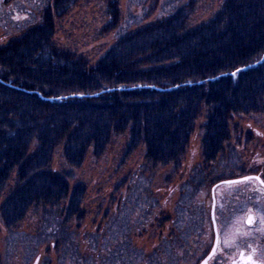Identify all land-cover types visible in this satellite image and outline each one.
Here are the masks:
<instances>
[{
    "label": "trees",
    "instance_id": "trees-1",
    "mask_svg": "<svg viewBox=\"0 0 264 264\" xmlns=\"http://www.w3.org/2000/svg\"><path fill=\"white\" fill-rule=\"evenodd\" d=\"M104 1L106 34L118 29L121 11L117 0ZM77 2L51 5L63 18ZM196 3L120 36L93 65L56 46L51 6L42 22L0 47V197L6 196L0 220L9 233L30 211L60 207L62 240L72 225L81 228L87 188L51 169L58 149L80 168L89 151L101 158L113 136L128 134V154L143 148L148 165L179 166L205 115L202 155L206 164L216 163L242 133L237 119L264 116V0H224L214 17L188 28ZM239 192L236 201L264 203ZM117 247L107 264H171L195 252L187 242L163 238L148 251ZM90 254L79 264H95L101 255Z\"/></svg>",
    "mask_w": 264,
    "mask_h": 264
},
{
    "label": "rangeland",
    "instance_id": "rangeland-1",
    "mask_svg": "<svg viewBox=\"0 0 264 264\" xmlns=\"http://www.w3.org/2000/svg\"><path fill=\"white\" fill-rule=\"evenodd\" d=\"M154 1L117 0L121 11L120 25L117 30L105 34L102 29L110 17L104 0H78L63 18L58 17L52 8L54 0H34L30 6L35 10L33 15L31 11L28 18L23 17L22 13L26 12L23 8L14 19L0 22V47L42 22L48 6H51L49 13L54 23L53 41L56 46L84 56L93 65L120 36L164 19L189 2L159 0L155 9ZM196 1L188 28L210 20L224 3V0ZM237 121L242 133L233 135L224 155L216 163L206 164L202 155L205 115L197 121L179 166L148 165L143 148L128 154V134L113 136L101 158H95L89 151L80 168L70 167L62 156V150L58 149L51 169L67 175L71 185L83 182L87 188L83 204L86 215L82 226L79 229L74 225L69 227V235L62 240V207L30 211L12 233L0 220L1 264L86 263L85 258L91 255V250L101 254L95 264H107L110 254L120 243L121 248L127 249L130 243L135 249L148 251L161 238L172 243L193 245L195 252L192 255L171 262L192 264L194 256L199 258L205 254L214 240L210 219L211 190L218 180L213 177L220 176L222 181H228L246 176L251 178L257 173L254 170L264 174V116ZM248 133L251 140L247 142ZM241 166L245 170L240 169ZM245 182L236 186L225 183L216 190L218 198L229 200L224 211L218 209L222 255L225 257L240 249L246 239L264 237V203L252 205L253 198L245 201L233 199L237 189L255 188L249 181ZM5 197H0V205ZM250 211L255 214V226H248L246 222ZM194 235L198 238L195 243ZM69 250L72 251L70 254Z\"/></svg>",
    "mask_w": 264,
    "mask_h": 264
},
{
    "label": "flooded vegetation",
    "instance_id": "flooded-vegetation-1",
    "mask_svg": "<svg viewBox=\"0 0 264 264\" xmlns=\"http://www.w3.org/2000/svg\"><path fill=\"white\" fill-rule=\"evenodd\" d=\"M34 0H0V22L5 20H11L14 19L15 16H18V14L23 10V8L26 10V12L22 13V16L25 18H28V16L31 14L33 15V11H35L33 8L30 9L31 3L33 5ZM25 5V6H24ZM21 8V9H20ZM27 15H26V14ZM245 181H249L251 185L255 186V188H249L245 189L239 193L243 194H255L259 195L262 200L264 201V178L259 174H254L251 178L243 179L240 181H235L238 183H244ZM233 182V183H235ZM227 183L225 181H221L218 183H215V185L212 187L211 195H212V205L213 201L215 199V220L217 224V229L219 233L218 238V245L216 248L215 253L213 256L208 260L207 264H264V237L262 238H248L243 243V246L238 249L236 252H234L232 255H229V257H225L222 255V239L220 237V222H219V216H218V209H225L227 204L229 203V200L218 198L216 194V190L218 187H220L222 184ZM247 183V184H249ZM237 193V191H234V193ZM233 193V194H234ZM214 196V197H213ZM261 200V201H262ZM212 210V208H211ZM211 213V212H210ZM253 212H249L248 215ZM211 223L214 231V240L211 248L202 256L197 258L198 256H194L195 260H192V264H202L203 260L207 257V255L210 253L214 243H215V228H214V221L212 219V213L210 214ZM256 217L254 214V220L251 223L246 222L248 226H255L256 225ZM190 262V263H191Z\"/></svg>",
    "mask_w": 264,
    "mask_h": 264
},
{
    "label": "water",
    "instance_id": "water-1",
    "mask_svg": "<svg viewBox=\"0 0 264 264\" xmlns=\"http://www.w3.org/2000/svg\"><path fill=\"white\" fill-rule=\"evenodd\" d=\"M249 178L248 176L246 177H243V178H237V179H231V180H228V181H225L227 183H232V182H235V181H240V180H243V179H247ZM214 197V196H213ZM215 199L213 201V205H212V210H211V213H212V219L214 221V228H215V243L210 251V253L207 255V257L203 260L202 264H207L208 263V260L213 256V254L215 253L216 251V248H217V245H218V238H219V233H218V229H217V224H216V220H215ZM254 220V214L250 213L247 217V222L248 223H251L252 221Z\"/></svg>",
    "mask_w": 264,
    "mask_h": 264
}]
</instances>
